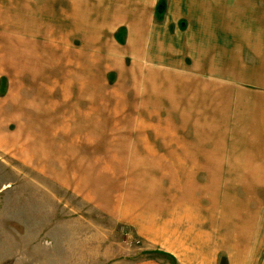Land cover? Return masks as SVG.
Wrapping results in <instances>:
<instances>
[{"label": "rangeland", "instance_id": "374dc122", "mask_svg": "<svg viewBox=\"0 0 264 264\" xmlns=\"http://www.w3.org/2000/svg\"><path fill=\"white\" fill-rule=\"evenodd\" d=\"M166 1L160 21L159 2L79 0L72 40L64 0H23L53 28L0 38V264H173L150 251L172 231L186 264H264V0ZM105 3L131 13L126 45L103 14L90 37Z\"/></svg>", "mask_w": 264, "mask_h": 264}, {"label": "crops", "instance_id": "0c3cea01", "mask_svg": "<svg viewBox=\"0 0 264 264\" xmlns=\"http://www.w3.org/2000/svg\"><path fill=\"white\" fill-rule=\"evenodd\" d=\"M139 1V5L135 11V15L138 19L141 18H145V19H149L150 15H154L156 18V6L158 4V2L160 0H154V1H149V0H137ZM22 2L23 0H0V38H7V39H16V38H20L22 36L21 32H29L32 33V38L33 37H47L49 35H51L52 32V28H53V24H46L43 21V15L41 17H39L37 24L35 22L32 21V17L33 15H35V12H32V7L31 6H26L24 9L21 8L22 6ZM79 0H64V4L67 5V8L65 10L64 13V20L61 21V32L63 33L61 35L62 38H66V39H74V40H78V39H84L86 37V33H89V30L87 29V26L84 25V21H82L83 19H79V14L78 12L80 11V3L78 4ZM64 6V5H63ZM154 10V11H153ZM49 11V8L46 9V12ZM89 13H93V16L90 18H86V23L88 25H92L93 27H95V31L90 35V37L94 38V39H99L104 37V35H102L101 33V16L102 14L105 16L104 22H105V26L104 28L108 29V31L110 33L113 34L114 39L120 44V45H126L127 39L130 38V35L126 34V39L123 41V43L119 42L117 39V35H118V31L122 30V29H126L127 33L129 30V27L126 26V24H128V15H130L131 13H127L124 10H116V9H112V6L105 3L103 6L101 4H97L96 7L94 8V10H91ZM126 16V18H125ZM21 20H23L21 22ZM41 22L42 25L39 23ZM28 23V24H26ZM118 23H120V25H118ZM33 24H36V26L34 27ZM239 27V26H238ZM100 44V40L98 41ZM244 42H241V45ZM10 44H8L7 46H4L3 48L8 51V47ZM32 47H34L32 45ZM76 48V47H75ZM242 48L244 49V45L242 46ZM255 51H257L254 48ZM20 51H26V49L22 48L20 49L18 52ZM99 54L102 53V51H104L105 53L106 50H97ZM33 52V51H32ZM38 52V51H37ZM75 53L78 54H83V52H80V48L77 47V50L74 51ZM135 53H139V51H134ZM260 52V51H259ZM7 53L4 54L3 56H7ZM35 53V52H33ZM40 53V52H38ZM141 53V52H140ZM261 53V52H260ZM96 54V53H94ZM1 57V55H0ZM260 66H264V61H262V58H260ZM28 64V63H27ZM29 65V64H28ZM245 66H237L238 70H242L243 72L245 71ZM14 69H17L19 71H28V70H32V73L36 76L39 72L40 69L37 66H13ZM200 66H196L195 68H193L194 70L199 68ZM237 82H238V86H241L240 84H246V80L245 78H236ZM187 81L191 84H193L194 86H202L204 85V81L201 79H197L196 77H193V79H187ZM248 82V81H247ZM210 85V84H209ZM258 86H262L264 88V79H262L260 84H257ZM263 94L259 95L256 94L255 92L253 94H248L252 95L254 97H259L258 102L262 103V107L259 108V113L258 115H254L256 120H261L263 126H264V92H262ZM194 102H197L202 104L203 106L206 107L207 104V99H206V93H198L195 94L194 93ZM247 96V97H248ZM210 99L208 98V102ZM192 102V101H191ZM31 117L32 115L28 116V121L31 122ZM31 133V130H30ZM4 134H6V132L4 131ZM15 136V135H14ZM0 139H2L3 141L8 140L11 141V138L6 135L3 136L1 135ZM10 139V140H9ZM264 141V139H263ZM1 142V141H0ZM206 150V154L207 157L204 158V161H211L213 164L217 163L216 161H219L220 159L217 157H211L210 154H212L210 149H205ZM192 168H196L198 166H196V164ZM181 164H176L173 166V168H176V177L178 176V172L180 171L179 168H181ZM199 168V167H198ZM55 180H59L61 178V176L55 174ZM178 235V233L176 231H172L169 234H166L167 237H164L162 241L157 242V246L158 248H152L150 249V251H158V252H164V253H168L173 255L179 264H186V260L184 258H182V255L180 252H176V249H174V247L176 246H181L179 244H174L172 241L173 239ZM166 239V240H165ZM163 242V243H162ZM164 245V246H163ZM164 248H162V247ZM177 248V247H176ZM178 249V248H177ZM179 250V249H178ZM179 254V255H178ZM157 257V256H155ZM161 258V257H159ZM184 259V260H183ZM160 260V259H158ZM155 262V261H154Z\"/></svg>", "mask_w": 264, "mask_h": 264}, {"label": "trees", "instance_id": "16d2710c", "mask_svg": "<svg viewBox=\"0 0 264 264\" xmlns=\"http://www.w3.org/2000/svg\"><path fill=\"white\" fill-rule=\"evenodd\" d=\"M158 9L160 10L158 13H157V16H158V20H162L163 17H164V14L166 13V9H167V1L166 0H160L159 1V4H158ZM161 254V256L164 255V252H158ZM172 261H173V264H178L177 260L175 257H172L170 255H167Z\"/></svg>", "mask_w": 264, "mask_h": 264}]
</instances>
